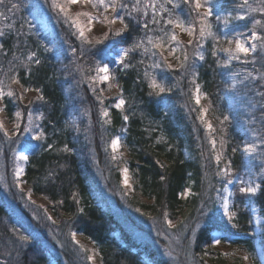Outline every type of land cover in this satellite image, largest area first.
I'll return each mask as SVG.
<instances>
[{
  "label": "trees",
  "instance_id": "obj_1",
  "mask_svg": "<svg viewBox=\"0 0 264 264\" xmlns=\"http://www.w3.org/2000/svg\"><path fill=\"white\" fill-rule=\"evenodd\" d=\"M14 2L20 3V11L0 21L4 31L0 36V81L5 93L1 100L6 115L11 116L15 106L7 89L12 88L13 77L20 86L33 89L36 96L31 107L43 114L39 124L44 136L32 147L35 141L24 138L21 129L12 136L14 128H10L6 130L14 141L10 144L0 127V148L4 150L0 153V260L7 264H50L49 258L60 264L63 259L68 264H232L225 257L229 252L211 241L216 231L222 240L229 238L230 248L244 245L257 263L249 207L257 209V235L264 245V176L255 194L240 193L234 184L230 211L237 215L231 221L217 212L214 189L243 167L244 128L240 115L229 108L232 93L247 94L244 98H249L247 107L252 118L248 121L264 141V98L256 95L264 91V81L247 77V72L259 77L264 70L261 48L248 55V63L242 58L224 65L227 55L219 51L223 49L221 40L209 37L197 48L194 37L188 38L186 32L175 29L182 47L171 55L168 47L157 50L163 51L172 69L151 67L155 61L142 56L140 49L126 57L129 67L125 69L122 64L113 65L110 52L120 44L129 47L144 37L138 21L151 19L150 12L147 17L141 12L126 16L128 28L120 36L105 39V32H117L109 26L105 31L85 35L91 43H82L71 21L63 24L59 15L51 42L32 30L25 0ZM7 6L6 0L0 11ZM166 7L185 21L195 19L188 15L183 0H173ZM161 15L167 18V13ZM211 20L220 36L216 16ZM9 24L14 27L9 29ZM151 27L172 30L171 26ZM164 32L151 34L164 36ZM190 39L194 40L192 45H188ZM214 45L216 56L212 55ZM73 47L77 49L75 55ZM185 51L189 67L183 70L178 64ZM196 51L202 52L203 60L193 55ZM30 52L36 53L39 64L35 59L28 60ZM97 61L109 63L115 79H88L95 77ZM146 72L172 90L154 92L148 86ZM231 77L238 81L234 90L229 88ZM111 84L117 92L111 91ZM197 84L204 95L200 105L192 99ZM118 95L125 100L121 108L115 107ZM204 105L213 125L215 152L208 130L196 119ZM103 109L108 110L107 117L101 116ZM225 115L229 119L221 124ZM118 135H123L125 153H115L117 159L112 160V150L109 147L105 151V147ZM261 141L258 148L264 164ZM25 145L28 159L22 178L27 186L24 189L16 186L9 156L14 148ZM65 145L70 151L64 150ZM217 154L219 164L214 159ZM224 167L231 169L227 176L221 171ZM123 168L128 169L131 187L122 183ZM185 188L189 193L182 197ZM28 192L45 196L49 210L29 199ZM165 212L174 228L164 220ZM74 232L93 243L95 262L87 259L91 252L87 245L73 240ZM20 235L29 236V240L20 242Z\"/></svg>",
  "mask_w": 264,
  "mask_h": 264
},
{
  "label": "snow or ice",
  "instance_id": "obj_2",
  "mask_svg": "<svg viewBox=\"0 0 264 264\" xmlns=\"http://www.w3.org/2000/svg\"><path fill=\"white\" fill-rule=\"evenodd\" d=\"M6 0H0V6L5 5ZM88 3L92 4L94 8L97 9H103L104 10V20L103 22L108 23L111 25L116 19H119L121 24L124 25L123 28L119 29L117 32L113 33L111 31L104 33V38L106 39L109 35L112 36H120L127 28L128 23L125 20L126 16H131L133 12H142L144 17L149 16V12L151 14V19H144L142 22L138 21V25L142 28V30L145 32V36L139 39L138 41H134L133 44L129 47H122L118 50L117 55L115 57V63L116 64H122L123 68H128L129 64L125 62L126 57L128 55L135 51V50H142L141 55L146 56L149 59H153L155 62L151 65L153 68L158 67H167L168 69H172V64L168 63L167 58L163 56V51H160L159 53L157 50L164 49L166 47L169 48V54H173L177 51L178 48L182 47V42L179 41L175 29H179L182 32H187L190 37H194V40L196 42V47L200 48L202 47V41L205 39L211 37L214 41H219L221 39L227 40L229 45L235 44V47H227L223 49H219V51H222L227 54V59L223 61L224 65L230 64L233 60H241L243 58L244 63H248V55L249 53H255L257 50V41L260 42V47H264V35H259L256 31L257 26L264 27V19H253L252 20V29L250 32V36H245V33L243 32H233L232 36L229 37L227 35V32L223 35V37L219 36L217 32L213 30L214 26L212 24V16L214 15L215 8L217 7V4L213 3V0H183V3L186 4L189 8L188 15L191 17L194 15L195 19L185 21L180 15L173 16V11L166 8L163 3H160L159 0H143V4L141 5V0H135V3L131 6V9H129V4L126 2H123V0H87ZM259 6L253 7L249 0H241V2L237 5L235 9L232 11H229L224 16V22L227 26L231 20H245L247 17H249L252 13H264V0H257ZM8 6L5 10L0 11V21H6L8 19H11L16 15L18 11H20V3L14 2V0H7ZM76 3V0H66V4H72ZM166 3L172 4L173 0H166ZM52 6L54 8H58L59 11L64 15L66 22L69 20L71 21V26L74 27L79 35L78 39L81 40V42L87 41V37L85 36L86 28L84 25L80 23L78 19H74L69 16V13L67 11V8L65 5L58 3V0H52ZM176 5L173 4V8H175ZM201 8L204 9L203 12L199 11ZM111 9V18L107 15L108 10ZM233 12H235V15H233ZM161 13H167V18L161 15ZM11 14V15H9ZM79 15V14H77ZM88 17L89 25L91 24V21L96 19H99V16H91L87 13H84ZM135 18V17H133ZM221 17L219 15H216V20L219 21ZM151 25H164V26H171L170 32H164L163 28L157 27L153 28ZM198 25V28H197ZM9 29L14 27V24L6 25ZM23 27V25H21ZM90 30V29H89ZM153 31H161L164 32V36H154L151 33ZM198 32V35H197ZM75 34V33H74ZM4 35V31L0 29V36ZM166 37V40H165ZM193 39H190L188 41V45H192L194 43ZM251 41V43H249ZM88 43H91V41H87ZM102 41L97 40L96 43H100ZM173 43L175 44V47H172ZM2 47V45H0ZM71 52L73 55L76 54L77 49L72 48ZM81 55H84V51L81 48L80 49ZM194 56H197L200 60L204 59V55L200 51H196L193 53ZM212 55H217V49L214 45ZM36 53L30 52L28 54V60L32 61L35 59ZM178 60H180L179 57H177ZM189 56L187 52H184L183 59L180 60V63L178 64V67L186 70L189 67L188 64ZM163 61V63H161ZM254 62V61H253ZM35 63L39 64L40 60L35 59ZM146 77H148L149 80V88H151L154 92L157 94H162L165 92H170L172 89L167 87L163 81L158 80V78L155 75H150L148 72L145 73ZM193 80L196 76V73H192ZM247 77L251 78L252 80H261L264 81V74L259 75V77L254 76L252 72H247ZM110 78V64L104 63L103 65L100 64L99 61H97V67H96V76L95 77H89L88 79L95 82L96 80H99L101 82H106ZM112 79H115V76H112ZM13 80L16 81V78L13 77ZM18 82V81H16ZM236 81L233 79V84L235 85ZM3 82L0 81V97L4 96L3 92ZM264 87V85H262ZM93 92H95V88L92 89ZM25 91L27 89L25 88ZM39 91V89H37ZM8 96H12L13 93L9 91L7 93ZM256 95L264 98V91L257 92ZM206 96V94H205ZM42 98V97H40ZM22 99V97H21ZM99 99V98H98ZM192 99L195 101L196 105H200L201 101V91H200V85L197 84L195 87L194 92L192 93ZM125 104V100L123 98L119 99L117 103L115 104L116 108H121L122 105ZM262 110H264V106H262ZM208 111L207 108L200 107L199 108V114L196 117V119L200 120L201 124L204 125L205 129L209 132V139L210 143L212 145L213 152H215V145L216 141L211 137V132L213 129V125L205 119V114ZM108 110L103 109L101 111V116L107 117L108 116ZM17 117L21 115L20 112H17L15 114ZM43 114H37L35 115L36 120L42 119ZM33 113L29 112L27 116L28 123L23 125V132L29 133L34 132L33 139H42L44 136V133L42 131H34L33 126ZM123 119L125 121L128 120L127 116H124ZM229 119L227 115L223 116V119L220 121L221 124L226 122ZM105 123L108 121L105 120ZM2 127V126H0ZM16 131L12 133V136L16 135L17 132L21 129V124L17 123L15 125ZM12 136L9 135V133L5 130L4 131V137L9 141V143H13ZM262 144H264V141H261ZM120 145V137H114L111 139V142L109 145L105 147V151L108 150L110 147L112 150L111 159L116 160L117 156L115 155L118 147ZM224 141L221 140V147L223 148ZM53 146L51 144L48 145V148L51 149ZM27 150V149H26ZM65 151H70V149L65 145L64 148ZM3 149L0 148V153H3ZM13 154L15 156V160L17 161L14 172L16 177V186L19 187V177L21 173L23 172V169L19 166L20 160H27V155H22L16 152L15 149L12 150ZM233 152H236L237 149L233 148ZM243 151L248 154H254L257 151V145L255 143H246L243 147ZM214 159L219 164L220 162V155L217 154L214 156ZM122 175V183L127 186L131 187L129 184V178H128V169L123 168L120 170ZM222 173L227 176L231 169L230 167H226L225 169L221 170ZM219 174V173H218ZM163 179V177H162ZM236 183L237 185H240L239 191L240 193H247V194H255L258 189L260 188V184H255L253 186V182L251 179L249 181L245 182L242 178L236 179V180H228L227 184L224 185L223 191L227 193V195H218L217 199L222 200V208L224 211V215L228 217L229 221H231L237 214L236 212L229 211V196L232 195V193L228 189V184ZM164 220L167 222L168 226L170 228H174L175 225L172 223V221L168 218V213L165 212L164 214ZM51 219V217H49ZM232 227H236L235 224L232 225ZM195 232V229H193V233ZM72 238L75 240L76 233H72ZM20 242H27L29 240V236L27 235H20L18 237ZM214 243H219V239H214ZM78 243V242H77ZM83 247V246H81ZM87 251V250H85ZM87 259L91 261L93 259L92 256H88ZM247 259V257H245ZM0 264H7L6 261L0 260Z\"/></svg>",
  "mask_w": 264,
  "mask_h": 264
},
{
  "label": "rangeland",
  "instance_id": "obj_3",
  "mask_svg": "<svg viewBox=\"0 0 264 264\" xmlns=\"http://www.w3.org/2000/svg\"><path fill=\"white\" fill-rule=\"evenodd\" d=\"M123 2H126L129 4V8L135 3V0H123ZM160 3H163L164 6L166 7V0H159ZM241 2V0H213L214 4H217V7L215 8L214 15H219L221 19L218 21L219 27H220V36L223 37L225 32H227V35L229 37L232 36L233 32H243L245 33V36H250V32L252 29V20L253 19H264V13H252L249 17H247L245 20H231L230 23L226 26L224 22V16L229 12L232 11L237 7V5ZM58 3L63 4L66 6L67 11L69 13V16L78 19L82 25L85 26L86 31L85 35H90L95 32H100V31H105L107 27H111L115 31H118L119 29L123 28L124 25L121 24L119 19H116L111 25L108 23L103 22L104 20V10L101 8L97 10L92 6V4L88 3L87 0H76V3L72 4H66V0H58ZM249 3L253 7H258L259 4L257 0H249ZM143 4V0H141V5ZM25 6L28 10V17L29 21L31 23V28L35 33H38L41 37H47L50 39L52 42L53 34L55 31V26L54 23L57 21L58 17L60 15V18L62 20V23L65 24L67 23L65 20L64 15L59 11L58 8H54L52 6V0H25ZM167 8V7H166ZM199 11H204L203 8H201ZM84 13H87L91 16H99V19L92 20L91 24L89 25L88 22V17L84 15ZM140 13V12H139ZM142 13V12H141ZM79 14V15H77ZM107 15L109 18H111V9L108 10ZM233 15H235V12H233ZM143 16V13H142ZM144 17V16H143ZM198 28V27H197ZM90 29V30H89ZM76 30V29H75ZM77 31V30H76ZM256 31L259 35H264V27L257 26ZM78 33V31H77ZM185 32H183L184 34ZM198 33V32H197ZM79 34V33H78ZM185 35L188 36V38H193L188 35L186 32ZM198 35V34H197ZM221 43L223 45V48L227 47H235V44L233 43L232 45L229 46L227 40L221 39ZM251 43V41H249ZM125 47L123 45H118L115 47L113 51L110 52V56L113 59V65L116 63L115 57L117 55V52L120 48ZM257 47H260V42L257 41ZM55 47L53 46V49ZM261 51L263 53L264 57V47H260ZM226 54V53H225ZM250 54V53H249ZM227 55V54H226ZM105 62L100 63L103 65ZM97 67V65H96ZM96 67H95V73L94 76H96ZM111 70V66H110ZM261 74H264V70L261 72ZM260 73L258 74L261 75ZM257 75V74H256ZM233 79L234 77L230 78V83H229V88H232L231 90H234L233 87H235L238 84V81L235 79L236 83L235 85L233 84ZM112 81V76H111V71H110V78L106 82H111ZM98 82H101L98 80ZM11 86L12 88L7 89L13 93L12 96H9L13 99L14 102V110L11 116L6 115L4 111V105L0 97V126H2L3 130H9L10 128H14L12 132H15V125L17 123L21 124V132L23 133L24 138H27L31 141H35V143L31 144L30 146L38 145V142H40L41 139H33L34 132H29V133H24L23 132V125L28 123L27 116L28 113L31 112L33 113L34 119H33V126H34V131H41V126L39 124V120L35 119V115L39 114L35 109L31 107V100L36 96V92L33 89L26 88L27 91H25V87L20 86L16 81L12 80L11 81ZM111 91L117 92L114 84L110 85ZM201 91V90H200ZM247 94L245 93H238L237 95L232 93V96L229 101V108L233 113L239 114L241 123H243V128H244V135L245 138L241 142V152L243 155V167L242 169L237 172L236 174L232 175L230 178H224L223 182L221 185H218L214 189V195L216 199V209L217 212L220 213V215H224V211L222 208V200H218L217 197L218 195H227L223 191L224 185L227 184L228 180H236V179H243L245 182L251 181L253 182V186L255 184H258V181L261 177L264 176V164L263 158L260 154V150L258 148L259 142L261 141L259 137V132H257L252 125L249 119L252 120L249 115L251 112L249 111L247 104H250L247 100L249 98H244L246 97ZM22 97V99H21ZM204 95L203 92L201 91V101L203 102ZM121 99V97L118 95L116 99L117 101ZM123 107V105L121 106ZM205 108V105H204ZM17 112H20L21 115L17 117L15 114ZM205 118L207 121L211 123V118L208 116L207 112L205 114ZM71 119V117H70ZM10 132V131H9ZM11 133V132H10ZM9 133V135H10ZM120 137V145L116 151V154H124L125 153V148L123 146L122 138L123 135H118ZM117 137V136H115ZM111 142V141H110ZM246 143H255L257 145V151L254 154H248L243 151V147ZM28 148L26 145L25 146H18L14 148L17 153L22 154V155H28V152L26 150ZM111 149V148H110ZM3 158V157H2ZM10 164H11V172L12 176L15 177V166L17 161L15 160V156L13 154V151H11L10 156H9ZM19 166L23 169V172L21 173L19 177V185L21 188H27L26 184L23 181V175H24V164L25 160H20ZM3 167V164L1 165ZM225 169V167L223 168ZM16 178V177H15ZM128 178H129V184L131 185L132 181L128 172ZM236 183L228 184V189L232 193V195L229 196V211H230V203L231 199L233 196V186ZM240 187V185H238ZM127 187V186H126ZM189 193V188H185L182 197H185ZM28 197L32 201L39 203L41 206L46 208V210H49V201L45 198L43 195H35L32 192H28ZM231 212V211H230ZM249 213H250V221L252 224L253 228V233L255 234L253 238V245H254V254L255 258L257 259V263H254L252 260V257H250L249 253L245 249L244 245L239 244V245H234L231 246L229 245V238H226L225 240H222L220 237V234L218 232H212V237L211 241L212 243L220 248L221 250L225 252H229L228 255L225 257L230 261L232 264H239V261L241 262L240 264H264V245L261 242L258 234L259 231V217L257 213V209L254 205H251L249 207ZM225 216V215H224ZM227 217V216H226ZM76 233L75 240L82 242L83 244L87 245V248L90 249V254L89 256H92L93 259L91 262H95L97 260V252L96 248L93 245V243L89 242L88 240L84 239L79 232H74ZM214 239H219V243H214ZM231 250V251H230ZM167 252V251H166ZM235 256H238L237 259ZM247 257V259H245ZM49 263L50 264H60L49 258ZM62 264H68L65 259L61 262Z\"/></svg>",
  "mask_w": 264,
  "mask_h": 264
}]
</instances>
